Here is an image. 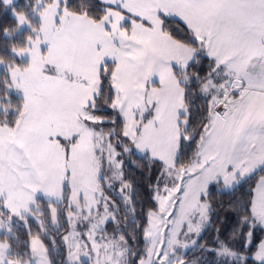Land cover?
I'll use <instances>...</instances> for the list:
<instances>
[{"label":"snow or ice","instance_id":"1","mask_svg":"<svg viewBox=\"0 0 264 264\" xmlns=\"http://www.w3.org/2000/svg\"><path fill=\"white\" fill-rule=\"evenodd\" d=\"M0 9V264H264V0Z\"/></svg>","mask_w":264,"mask_h":264},{"label":"trees","instance_id":"2","mask_svg":"<svg viewBox=\"0 0 264 264\" xmlns=\"http://www.w3.org/2000/svg\"><path fill=\"white\" fill-rule=\"evenodd\" d=\"M24 5H25V0H19V2L15 4L16 7H22ZM11 19H12V17H11V13L9 11H6L4 9H0V23L11 22ZM20 35L21 34H17V36L13 37V39L14 40L18 39ZM128 170H129L130 175H132L137 180V183L141 184V179L143 178V176H142V173H140V170L137 169V168H132V167H129ZM253 181L254 180H252L251 190L250 191H246V192L242 191L243 187H244L243 186L244 184H242L240 189H239V191H237V193L235 194L236 197L240 198L241 200H245V199L250 198V195L252 193V188L255 185V182L253 183ZM141 186L143 187L142 184H141ZM228 199H230V197H227V196H223L222 197L219 194L214 196V200H215L216 203L224 202L226 204ZM216 224H217L218 227L221 226L220 221H217ZM224 227L227 228V227H229V225L225 224ZM214 235H215L214 230H211L208 233H205V239L209 243H211L213 238H214ZM261 238H264V233H261V232L258 231L256 233L255 239L258 242L259 239H261ZM140 247L141 248L143 247V242L142 241H141ZM249 264H251V262H249Z\"/></svg>","mask_w":264,"mask_h":264},{"label":"rangeland","instance_id":"3","mask_svg":"<svg viewBox=\"0 0 264 264\" xmlns=\"http://www.w3.org/2000/svg\"><path fill=\"white\" fill-rule=\"evenodd\" d=\"M19 2V0H15V4L16 3H18ZM146 163V162H145ZM129 167H132V168H135L134 166H132L131 164H129ZM259 173H257L248 183H245L243 186V190L242 191H244V192H246V191H250L251 190V184H252V180H254L253 181V183L255 182H257V180L259 179ZM255 186V185H254ZM253 186V187H254Z\"/></svg>","mask_w":264,"mask_h":264}]
</instances>
